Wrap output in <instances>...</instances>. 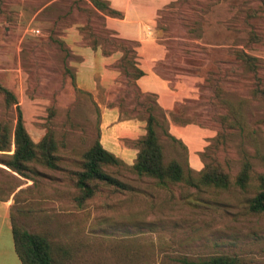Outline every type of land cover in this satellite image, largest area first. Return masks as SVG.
Here are the masks:
<instances>
[{
    "label": "rangeland",
    "instance_id": "obj_1",
    "mask_svg": "<svg viewBox=\"0 0 264 264\" xmlns=\"http://www.w3.org/2000/svg\"><path fill=\"white\" fill-rule=\"evenodd\" d=\"M257 3L188 0L181 5L188 14L185 23H178L176 16L157 19L156 33L165 54L153 68L158 77L168 80L171 93L162 100L147 94L167 105L161 109L164 129L158 130L165 158L179 160L192 173L207 160L205 147L214 135L204 106L208 78L234 62L232 49L247 36L239 17L245 7ZM71 6V0H0V83L15 94L34 142L44 133L51 94L59 89L52 120L55 137L63 141L61 169L39 167L42 175L32 183L0 165V196L6 197L16 223L49 236L59 249L54 251V264H180L182 258L200 264L219 253L244 264H264V214L246 211V200L255 192V176L264 173V111L245 87H224L221 97L233 105L243 101L239 125L230 129L226 146L232 175L243 160L250 163L248 187L196 191L175 184L159 188L118 169L116 175L134 191L102 188L81 208L74 206L67 193V172L78 167L81 152L98 135L102 145L132 157L133 139L119 135L112 139L110 127L122 119L130 124L141 120L131 109L129 96L119 90L118 78L108 89L92 92L76 91L67 77L59 86L60 52L54 44L43 42L51 30L61 38L65 28L81 24L82 16ZM252 22L264 30V17ZM32 28L39 33L33 35ZM177 40L185 46L183 54L175 47ZM248 51L264 61V46ZM69 63L78 66L73 55ZM219 105L226 110L223 102ZM3 116L13 124L14 108H5L0 96V119ZM11 150L12 146L6 153Z\"/></svg>",
    "mask_w": 264,
    "mask_h": 264
},
{
    "label": "trees",
    "instance_id": "obj_2",
    "mask_svg": "<svg viewBox=\"0 0 264 264\" xmlns=\"http://www.w3.org/2000/svg\"><path fill=\"white\" fill-rule=\"evenodd\" d=\"M188 0H174L166 7L158 10L157 16H176L178 23H185L187 13L181 6ZM256 7H245L239 21L246 28V38L240 47L232 49L233 63L227 64L208 78L207 96L204 106L214 135L205 147L204 155L207 158L202 167L192 173L179 160L166 159L163 146L158 137V130H163L164 116L155 100L148 94L140 91L137 79L143 74L135 60V42L117 37L115 33L104 27L103 15L116 16L118 12L108 6L106 0H71L72 8L82 16V22L77 26L81 42L92 49L98 48L102 55L119 51L120 56L111 65L119 76L120 91L129 96L131 109L137 111L140 120L144 122V133L133 140L136 149L133 162L128 165L110 151L103 148L97 135L80 154V162L76 169L67 172V193L71 195L76 208H81L86 200L102 188L111 192H131L134 188L122 181L116 174L118 169H125L134 177L148 179L153 185L165 188L168 185L181 184L187 189L201 190L213 188L227 189L234 185L239 189L248 187L251 179L250 163L243 160L238 171L231 174L227 157V137L234 125H239L241 117V103L233 105L222 99L224 87H245L251 99L258 101L264 111V61L248 50L264 46V30L252 20L264 17V0H257ZM181 6V7H180ZM157 18V19H158ZM231 24V23H230ZM54 30L50 31L43 45L54 44L60 52L59 86L65 78L74 85V74L68 65L70 51L64 41L57 36ZM175 47L183 54L184 45L175 41ZM31 63L33 60L29 57ZM33 68H37L34 65ZM35 70L30 72V75ZM38 82H34L33 86ZM74 89L78 91V88ZM51 94V104L47 107V116L44 121V133L36 142L32 141L26 131L20 107L13 91L0 83V96L5 108L13 106V124L3 116L0 119V165L13 172L18 177L33 182L41 176L39 167L51 170H60L59 149L63 144L55 137L53 116L55 112V94ZM223 102L226 110L219 105ZM12 150L10 153L6 151ZM221 153V154H220ZM3 170V169H2ZM13 184L10 189L19 187ZM254 194L246 200V211L251 215L264 214V173L256 174ZM0 200L6 197L0 196ZM10 234L13 251L20 264H54L53 254L59 251L49 236L39 230H26L20 227L8 208ZM180 264H196L193 261L179 259ZM200 264H244L235 256L219 253L201 260Z\"/></svg>",
    "mask_w": 264,
    "mask_h": 264
},
{
    "label": "crops",
    "instance_id": "obj_3",
    "mask_svg": "<svg viewBox=\"0 0 264 264\" xmlns=\"http://www.w3.org/2000/svg\"><path fill=\"white\" fill-rule=\"evenodd\" d=\"M106 1L110 8L118 12V15H103L102 22L104 27L112 30L117 37L135 42V60L143 72L136 81L140 91L145 94L154 93L161 100L162 98H168V95L171 93V89L167 84L168 80L164 81V79L158 77L156 68H153V66L154 62H158V59L165 54L162 43L156 33L157 12L174 0ZM77 26L73 24L65 28L61 37L71 56L73 55L77 58L78 66L76 68L72 67L68 60V65L74 74L75 88L88 92H92L99 87L101 89H108L114 85V80L119 76L118 71L112 68L111 65L120 56V52L115 51L108 55H102L98 48L92 49L89 46L83 45L81 36L77 31ZM74 42L77 44H73ZM162 93L163 95L161 96ZM161 100L158 98L155 102L160 109H166L167 105L163 104ZM113 117L116 119L117 113ZM106 120L107 117L104 118V121ZM143 133L144 122L142 120L140 123L134 122V124H130L129 120L122 119L110 127L112 139L119 135L135 140ZM102 146L120 158L125 164L130 165L134 160L136 149H134L132 157L125 158L119 155V151L114 147L109 145ZM123 150L125 149L123 148ZM9 205L7 199L0 200V264H20L12 248L8 218Z\"/></svg>",
    "mask_w": 264,
    "mask_h": 264
},
{
    "label": "built area",
    "instance_id": "obj_4",
    "mask_svg": "<svg viewBox=\"0 0 264 264\" xmlns=\"http://www.w3.org/2000/svg\"><path fill=\"white\" fill-rule=\"evenodd\" d=\"M30 32L33 34V35H37L39 33V30L37 28H32L30 29Z\"/></svg>",
    "mask_w": 264,
    "mask_h": 264
}]
</instances>
